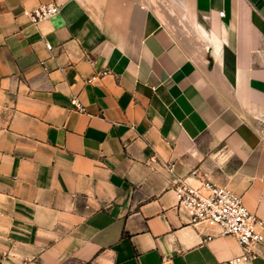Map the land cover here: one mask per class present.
Here are the masks:
<instances>
[{
    "label": "crops",
    "instance_id": "obj_1",
    "mask_svg": "<svg viewBox=\"0 0 264 264\" xmlns=\"http://www.w3.org/2000/svg\"><path fill=\"white\" fill-rule=\"evenodd\" d=\"M178 178L264 220V0H0L3 264H229Z\"/></svg>",
    "mask_w": 264,
    "mask_h": 264
},
{
    "label": "built area",
    "instance_id": "obj_2",
    "mask_svg": "<svg viewBox=\"0 0 264 264\" xmlns=\"http://www.w3.org/2000/svg\"><path fill=\"white\" fill-rule=\"evenodd\" d=\"M58 11V5L48 3L32 10H25L24 14L33 24H38ZM46 47L52 49L48 42ZM108 73L109 70L101 71L89 78V81L102 78ZM72 104L78 110H83L77 98L72 99ZM191 174L198 175V172L193 170ZM173 190L179 208L189 213L192 223L217 226L222 235H232L237 239L242 253L229 260V264L250 262L257 255L256 248L264 244V220L247 209L241 195L209 181H202L199 186H194L181 178L175 180ZM8 254L0 253V264H3Z\"/></svg>",
    "mask_w": 264,
    "mask_h": 264
}]
</instances>
